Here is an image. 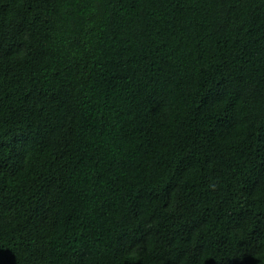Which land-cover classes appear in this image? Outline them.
<instances>
[{"label":"trees","instance_id":"trees-1","mask_svg":"<svg viewBox=\"0 0 264 264\" xmlns=\"http://www.w3.org/2000/svg\"><path fill=\"white\" fill-rule=\"evenodd\" d=\"M0 264H264V0H0Z\"/></svg>","mask_w":264,"mask_h":264}]
</instances>
